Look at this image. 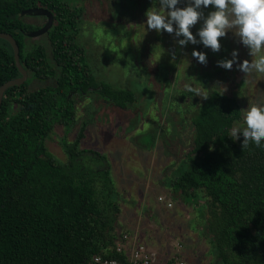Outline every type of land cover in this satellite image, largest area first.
<instances>
[{
	"label": "trees",
	"instance_id": "16d2710c",
	"mask_svg": "<svg viewBox=\"0 0 264 264\" xmlns=\"http://www.w3.org/2000/svg\"><path fill=\"white\" fill-rule=\"evenodd\" d=\"M18 2L0 0V32L16 19L21 8ZM81 31H73L71 53L63 37L55 44L60 74L55 76L47 53L36 50L22 62L33 75L4 96L0 108V264H93L97 255L127 259L116 250L123 237L117 231L121 208L108 158L80 148L97 122L95 104H88V117L78 120L75 103L95 85L102 86L100 93L106 99L121 106L138 97L132 90L97 79L82 46L74 42ZM77 53L79 72L70 59ZM20 76L12 47L0 38V87ZM33 81L41 86L30 89ZM76 88L78 94L69 98ZM243 112L238 97L212 92L192 117L195 137L187 153L189 166L172 186L185 203L198 205L199 197H206L208 230L223 264H264V147L243 148L242 136L236 141L229 137L231 127L243 120ZM56 123L67 132L78 128L74 143L63 142L68 162L58 159L46 145ZM85 152L99 158L98 168L82 160Z\"/></svg>",
	"mask_w": 264,
	"mask_h": 264
},
{
	"label": "rangeland",
	"instance_id": "374dc122",
	"mask_svg": "<svg viewBox=\"0 0 264 264\" xmlns=\"http://www.w3.org/2000/svg\"><path fill=\"white\" fill-rule=\"evenodd\" d=\"M187 3L181 0L178 7ZM156 6L157 0H116L114 5L93 6L94 18L86 22L83 40L88 45L89 64L96 69L99 81L132 90L138 98L121 106L96 93L77 96V119L88 117L86 108L90 103L95 104L97 117L80 148L96 151L112 165L120 193L118 233L133 231L135 225H156L167 236H177L176 247L181 244L178 249L185 251L191 264H223L208 230L206 197H199L198 205H183L182 195L172 184L188 169L187 153L195 137L192 117L202 103L213 91L220 90L238 97L243 111L252 104L264 105V73L253 70L246 75L236 64L231 70L217 66V61L231 58L233 49L239 50L241 63L256 59L232 31L220 38L221 50L213 52L202 44L181 47L174 33L147 29L146 12ZM211 10V6L203 9L205 15ZM202 22L191 29L194 34ZM41 40L48 39L43 37L37 42ZM194 49L207 53L205 64L192 56ZM40 86L33 81L30 89ZM239 124L243 125V120ZM77 133L78 128L67 132L63 124L56 123L46 138L47 148L68 162L63 142L74 143ZM165 191L172 193L169 197L175 202L171 211L150 209L146 199L151 204L154 195L160 198V192Z\"/></svg>",
	"mask_w": 264,
	"mask_h": 264
},
{
	"label": "clouds",
	"instance_id": "9594fccd",
	"mask_svg": "<svg viewBox=\"0 0 264 264\" xmlns=\"http://www.w3.org/2000/svg\"><path fill=\"white\" fill-rule=\"evenodd\" d=\"M157 2L159 6L146 12L147 29L174 33L181 47L189 43L202 44L213 52L221 50L220 38L232 31L239 38L238 42L249 50V55L256 59L241 63L239 50L233 49L231 58L217 61V66L231 70L236 64L246 75L253 70L264 73V0H188L185 7H178L181 0ZM210 6L214 10L205 15L203 9ZM201 20L202 25L194 34L191 29ZM192 56L201 64L207 62L205 52L194 49ZM188 91L192 92V89L188 88ZM241 136L243 148L253 144L264 147V105L252 104L244 109L243 125L237 122L231 127L229 135L233 141Z\"/></svg>",
	"mask_w": 264,
	"mask_h": 264
},
{
	"label": "flooded vegetation",
	"instance_id": "af4514ba",
	"mask_svg": "<svg viewBox=\"0 0 264 264\" xmlns=\"http://www.w3.org/2000/svg\"><path fill=\"white\" fill-rule=\"evenodd\" d=\"M120 1V0H119ZM99 3L102 6L114 5L116 0H19L18 4L21 5L20 11L17 14L15 20L12 23L7 24L4 28L5 31L0 33H6L11 35L20 47V58L21 62H26L25 57L36 50L41 54L47 53V60L52 66L55 67V76L60 74L61 68L57 65V50L55 44L58 43L59 38L63 37L65 45H67V52L71 53L72 49L69 48L71 42H73L72 35L73 31L77 29H82L80 36H75V41L80 46H82L85 58L88 62L91 61L88 53V45L84 40V32L86 30V22L89 21L92 15V10L94 5ZM39 11V12H37ZM49 25L48 30L41 35L32 36L34 33H38L44 30L46 26ZM47 38L48 40H41L37 42L40 38ZM5 40V39H4ZM7 41V40H6ZM8 42V41H7ZM8 44L14 48L11 43ZM71 49V50H70ZM80 53V52H79ZM15 57V52H14ZM83 55L81 56V58ZM70 59L75 63L76 71L79 72V64L77 63L80 59V54H76V57H70ZM24 68L28 72V76L33 75L34 72L29 66L25 65ZM72 68V66H71ZM74 72V73H75ZM70 73V74H74ZM53 74V73H52ZM82 74V72L77 73ZM84 74L86 72L84 71ZM94 74L98 78V74L94 71ZM77 89H74L69 94V98L73 95H77ZM101 85H95L88 88L89 94H99L101 99H106L103 94ZM112 101V100H109ZM78 102L75 103V108L77 109ZM90 152H85L82 154V160H88L90 165L97 167L99 165V159L97 160L95 155Z\"/></svg>",
	"mask_w": 264,
	"mask_h": 264
},
{
	"label": "crops",
	"instance_id": "0c3cea01",
	"mask_svg": "<svg viewBox=\"0 0 264 264\" xmlns=\"http://www.w3.org/2000/svg\"><path fill=\"white\" fill-rule=\"evenodd\" d=\"M110 170L112 171V165H110ZM114 179L115 178H113V180ZM114 183H115V180H114ZM165 185H166V183H165ZM139 186H140V184H139ZM116 188H117V186H116ZM117 190H118V188H117ZM144 190L145 189L143 187L141 189V192H143ZM118 192H119V190H118ZM160 193H161L160 196H163L167 203L172 202L173 207H174L175 202H173V200L169 197V195H172V193L170 191L169 192L165 191V192H160ZM119 195H120V193H119ZM147 195H149V193H147ZM146 200H148L147 205H149L150 206L149 208L152 209L153 211L161 212V210H165V212H168L169 210L171 211V209L173 208V207L169 208L167 206V203L159 201V198L156 199V195H154V200L152 201L151 204H150L149 199H146ZM182 203H183V205L188 204V203H185L184 201ZM178 204H180V202ZM144 205H146V202H144ZM177 206H180V205H177ZM132 230L133 231H128V230L127 231H119L120 233H122L123 237L120 241H118V243L124 241V243H125L124 255L126 256V258L129 257V255L132 252V249L136 245L144 244L148 248H150L152 251L157 253L158 258H157L156 264H167L170 260H172L176 256H180V257L186 259L190 263V259H189L188 255L185 253V251L179 250L178 249L179 246L176 247L177 236L175 234L171 235V233H170V236L169 235L167 236V233H163L161 231V229L156 227V225H151V227H150V225L148 227H145L144 225H142V226H138V225L136 226L135 225V227ZM124 236H127V240H124Z\"/></svg>",
	"mask_w": 264,
	"mask_h": 264
},
{
	"label": "built area",
	"instance_id": "2783aa9c",
	"mask_svg": "<svg viewBox=\"0 0 264 264\" xmlns=\"http://www.w3.org/2000/svg\"><path fill=\"white\" fill-rule=\"evenodd\" d=\"M159 201L165 202V198L160 196ZM167 206L170 208L173 206L172 202L167 203ZM124 240H127V236H124ZM181 248V244L179 245ZM116 250L120 253L125 251V243L124 241L117 243ZM157 253L152 251L144 244L136 245L133 249L129 257L126 259L125 262L113 259V258H106L101 255L95 256L93 260V264H156L157 262ZM167 264H190L186 259L176 256L172 260H170Z\"/></svg>",
	"mask_w": 264,
	"mask_h": 264
},
{
	"label": "water",
	"instance_id": "95a60500",
	"mask_svg": "<svg viewBox=\"0 0 264 264\" xmlns=\"http://www.w3.org/2000/svg\"><path fill=\"white\" fill-rule=\"evenodd\" d=\"M37 12H39V11H37ZM48 27H49V25H47L44 30H41L38 33L32 34V36H38V35L43 34L44 32H46L48 30ZM0 38L7 40L13 46L14 52H15L16 65H17V67H18V69H19V71L21 73L20 77L11 79V80L7 81L6 83H4L0 87V108H1L4 96H5L6 92H7V90L9 88H11V87L20 86V85L24 84L29 79V76H28V72L26 71V69L24 68V66H23V64L21 62L20 47L17 44V42L15 41V39L11 35L6 34V33H0Z\"/></svg>",
	"mask_w": 264,
	"mask_h": 264
}]
</instances>
